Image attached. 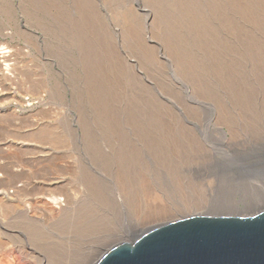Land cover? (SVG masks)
I'll return each instance as SVG.
<instances>
[{
    "label": "rangeland",
    "instance_id": "1",
    "mask_svg": "<svg viewBox=\"0 0 264 264\" xmlns=\"http://www.w3.org/2000/svg\"><path fill=\"white\" fill-rule=\"evenodd\" d=\"M210 51L264 115V0H0V197L4 227L31 237L11 240L15 264H94L192 210L264 208L223 184L209 195L177 124ZM27 200L32 235L16 216Z\"/></svg>",
    "mask_w": 264,
    "mask_h": 264
},
{
    "label": "bare ground",
    "instance_id": "2",
    "mask_svg": "<svg viewBox=\"0 0 264 264\" xmlns=\"http://www.w3.org/2000/svg\"><path fill=\"white\" fill-rule=\"evenodd\" d=\"M219 61V54L215 51L199 54L194 58V92L192 99L185 104L191 112L186 117L184 106L181 107L177 124L181 132L188 130L191 134L194 142L193 170L199 174L198 181L204 186V190L212 195L213 188L223 184L249 199L244 208L256 210L264 207V115L257 107L249 108L247 101L242 100L238 93L234 94L233 85L220 81ZM59 186L54 185V188L45 191L47 200L52 203L60 202ZM12 192L21 194L16 187ZM0 194L10 196L5 190ZM2 199L1 196L0 250L8 252L10 259L5 264H15L16 257L10 249L11 240H22L24 235L30 242L31 237L29 239L22 230L4 227L7 224V209L12 206L4 204ZM27 202L16 216L18 222L23 223L30 233L37 223L26 210L29 200ZM205 207L181 216L210 214L209 207ZM125 232L130 231L127 229Z\"/></svg>",
    "mask_w": 264,
    "mask_h": 264
},
{
    "label": "water",
    "instance_id": "3",
    "mask_svg": "<svg viewBox=\"0 0 264 264\" xmlns=\"http://www.w3.org/2000/svg\"><path fill=\"white\" fill-rule=\"evenodd\" d=\"M94 264H264V208L179 217L111 246Z\"/></svg>",
    "mask_w": 264,
    "mask_h": 264
}]
</instances>
